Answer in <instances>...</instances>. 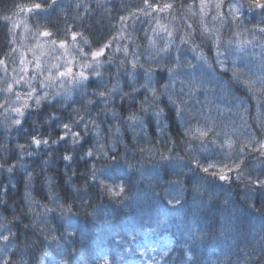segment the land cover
<instances>
[{
	"label": "snow or ice",
	"instance_id": "1",
	"mask_svg": "<svg viewBox=\"0 0 264 264\" xmlns=\"http://www.w3.org/2000/svg\"><path fill=\"white\" fill-rule=\"evenodd\" d=\"M97 5L101 6L99 0ZM84 7L88 13L94 11ZM66 11L63 0H29L0 14L7 44V50L0 47V208L8 209L10 192L17 188L14 178L21 172L26 207V212L21 208L11 215L0 214V261L11 264L12 258L19 256L20 264H28L24 257L40 242L37 234L45 241L68 240L78 234L73 206L60 202L55 177L50 174L61 161L66 183L77 174L73 165L85 162L84 189L104 176L98 162L114 160L117 155L148 184L154 179V169L167 168L168 183L177 193L167 201L169 205L180 202L186 190L184 182L195 176L192 191L200 194L198 209L219 199L212 184L242 185L247 206L259 212L256 196L264 195V0H198V4L193 0L179 6L177 0L131 4L122 0L118 11L127 15L119 16V29L110 26L106 34H98L79 13L71 20L65 16L60 27L56 21ZM24 12L36 20L34 43L26 50L11 47L17 41L9 38L22 23L28 30L26 23L12 19ZM210 12L211 27L206 21ZM161 13H167L172 21L199 16V22L195 26L183 23L182 30L171 21L164 23ZM225 27L228 36L221 32ZM189 51L191 57L186 55ZM221 77L224 82L213 86ZM233 84L243 89L244 95H235ZM161 97L175 108L186 138L183 155L169 133L167 117L157 106ZM201 97L202 118L186 126L188 102L196 98L199 103ZM252 100L256 101L255 115L249 103ZM225 113L229 115L225 117ZM149 118L155 122L157 142L164 141L163 149L156 148L148 135ZM105 124L107 127H102ZM123 129L131 131L135 147L125 142ZM141 133L151 147L140 145ZM90 136L94 137L91 143ZM129 151L133 159L139 152V166L128 158ZM26 157L40 158L39 172L29 167ZM41 175L47 187L45 203L32 196L34 181ZM76 191L80 189L76 187ZM107 192L120 199L124 188L109 184ZM228 202L225 196L223 203ZM37 207L42 211H36ZM96 211L93 207V219ZM27 214H32L31 220L23 223ZM50 217L60 222L59 227L51 226ZM105 222L111 223L107 216ZM162 222L163 218H154L147 230L154 231ZM17 224L32 236L20 240V232L13 231ZM56 231L59 236L53 235ZM161 247L164 260L175 250V242L166 240ZM45 255L49 253L42 252L41 264ZM101 260L111 264L107 255L101 254ZM60 264L68 262L61 259Z\"/></svg>",
	"mask_w": 264,
	"mask_h": 264
},
{
	"label": "clouds",
	"instance_id": "2",
	"mask_svg": "<svg viewBox=\"0 0 264 264\" xmlns=\"http://www.w3.org/2000/svg\"><path fill=\"white\" fill-rule=\"evenodd\" d=\"M208 77L211 79V73ZM164 80L165 76L161 74L160 82L163 83ZM223 82V77L218 78L213 81V86H218ZM231 86L234 90H239L236 85ZM156 103L162 114L167 117L171 131L176 133L180 151H184L186 138L182 135V129L177 122L175 108L168 103L166 97H161ZM202 104L203 99L201 98L199 103L196 98L188 102L190 110L186 111L184 116L186 126L193 125L202 118L200 112ZM153 125L155 124L149 118L148 127L153 130ZM155 129L156 125L153 131ZM185 155H187L186 152ZM129 159L132 160L133 156ZM78 165L85 167V162L80 160ZM97 166L103 167L104 176L96 185H91L79 192L76 191V182L72 180L71 183H66L67 174H61L57 167L56 173L60 180L57 187L61 193H64L63 198L68 200L72 198L73 193H76L79 198L86 196L93 201L105 198V203L120 210L121 214L127 213L126 205L135 204L139 210L150 215L163 216L166 222L161 231L175 240V250L167 259H164L165 264H264V215L261 214L264 213V195L256 196V207L260 210L258 212L247 206L243 199L245 193L242 185L214 183L211 187L219 194V199L198 209L200 194L192 191L193 182L197 178L190 176L184 182L186 190L180 202L169 205L167 201L174 199L177 193L174 186L168 183L169 170L167 168L154 169V179L151 184H148L140 180L136 171L126 167L125 160L120 155H117L114 160L106 158L98 162ZM16 184V191L10 192L11 200L8 209H3L8 215H11V211L20 209V189L18 183ZM109 184L124 188L120 199L108 195L107 186ZM37 191L43 196L42 184L38 185ZM225 196L229 200L227 205L223 203ZM178 221H183L188 226V231L183 229L178 231ZM13 231L20 232V240L25 239L26 236H32L31 232L25 233L20 224H17ZM5 235L9 234L5 233ZM39 244L40 242L35 244L24 257L28 260V264H41L36 251ZM0 264L3 262L0 261ZM11 264H20L19 256L12 258ZM100 264H105V262L100 261Z\"/></svg>",
	"mask_w": 264,
	"mask_h": 264
},
{
	"label": "trees",
	"instance_id": "3",
	"mask_svg": "<svg viewBox=\"0 0 264 264\" xmlns=\"http://www.w3.org/2000/svg\"><path fill=\"white\" fill-rule=\"evenodd\" d=\"M11 0H0L1 3L9 2ZM226 1V0H225ZM227 3V1H226ZM2 6V5H1ZM114 6V5H113ZM116 6V5H115ZM117 7H114L113 10L109 11V17L110 15L117 14ZM99 17L96 18L97 21L93 22L95 24H98L101 22V20L106 19L107 12L99 11ZM113 19V18H112ZM94 28L96 26H93ZM227 28V27H226ZM98 34H105V31L99 32L96 30ZM98 38V37H96ZM0 40H4L2 38V34H0ZM2 47V46H0ZM2 54V53H1ZM91 91V89H90ZM31 124V121H29V126ZM153 124L155 122L153 121ZM102 127L106 128L107 125H102ZM153 130L155 125L152 126ZM146 130L148 132L149 137L152 138V143L156 145V148L162 149L164 147V141L160 140L157 142L156 137H158V132L153 131L152 128H149L146 125ZM125 131V142L129 143L130 148L135 147V145L131 141L132 133L127 131L126 129H123ZM169 133L173 136L174 140L177 141L178 137L176 133L171 131V128H169ZM140 140L139 143L141 146L151 147V144L147 143V139L144 138V134H140ZM94 137L90 136L89 141L90 143L93 142ZM23 142V140H21ZM171 143L168 144L170 147ZM87 147V145H86ZM181 154L183 155V151L181 150ZM139 152L136 153V158L132 159L133 163L138 164L139 160ZM129 158L132 156V152L129 151L128 153ZM159 159V156L156 157ZM27 160V163L30 168H35L37 172H39V157H32V158H25ZM146 166L150 167L151 164H148L146 162ZM58 169H60L61 174L64 173V165L61 161L58 164ZM56 167V168H57ZM74 168H77V174L75 176H72V180L76 182V187H78L81 191L84 189V174L86 173L87 169L81 165H73ZM56 168L52 171H50V174L54 175L55 177V192L60 197V202L64 203L65 205L71 204L72 207V213L76 214L73 219V223L78 225L79 232L76 236H74L71 239L64 240L61 239L59 241H45L42 236H39L37 234V238L40 241V244L36 251L38 252V259H41L42 252H47L49 255H45L43 257V264H60V260L64 259L67 260L68 264H100L101 260V254L107 255L111 264L115 263V258H119L120 250L125 249L127 245H134L136 243L139 244H145L148 242V244L153 243V241L150 240L153 237L160 238L163 241L171 240L174 241V238L166 234L165 232L161 231V229L164 226L165 218L160 215H150L144 211H141L138 209L137 205L135 204H128L126 207L128 208V211L126 214H121L120 210L114 209L112 206L105 203V198H98L95 201L92 199H89L88 197L83 198H77L76 193H73L72 198L65 200L63 198L64 193L60 192L57 185L60 183L59 178L56 173ZM68 175H71V172L68 173ZM23 172L20 173L19 176L14 178V183H18V188L20 189V196H19V202H20V209L24 208L26 212L25 202H24V185L22 180ZM3 179V178H0ZM40 182L35 181L33 184V190H32V196L36 200H39L41 203L47 202L45 200V197L47 195V187L44 183H42L43 177L40 176L38 178ZM7 183L6 179L4 181ZM36 183H39L36 185ZM91 183V182H89ZM43 185V196H41L40 192L37 191L38 185ZM65 188H67V185H65ZM16 190L13 189V192ZM82 201L86 203H82ZM15 206V204H13ZM51 206V205H50ZM96 207V217L93 219V217L90 215L92 212V208ZM19 211V209L17 210ZM36 211H42L39 207L36 208ZM0 214L3 213V209L0 208ZM32 214H27V219L23 220V223H29L31 220ZM56 215H59L57 213ZM105 216H107L108 220L111 221V223L105 222ZM156 217L163 218V222L159 224L158 226H154V231H148L147 227L149 224L152 223L153 219ZM147 222H150L147 224ZM50 223L52 227H59V221L53 220L50 217ZM133 226H137L138 228L135 229ZM194 227V226H192ZM177 229L178 231L183 229L184 231H188V226L184 224L183 221L177 222ZM53 235L59 236V231L53 232ZM135 236V239H132V236ZM193 239H195V236H193ZM59 244V248H58ZM126 244V245H124ZM209 255H211V251H209ZM164 259H167L165 257ZM138 262V261H137ZM145 264H148V262H143ZM152 264H165V261L162 259L159 263H152Z\"/></svg>",
	"mask_w": 264,
	"mask_h": 264
},
{
	"label": "rangeland",
	"instance_id": "4",
	"mask_svg": "<svg viewBox=\"0 0 264 264\" xmlns=\"http://www.w3.org/2000/svg\"><path fill=\"white\" fill-rule=\"evenodd\" d=\"M227 1V0H226ZM225 1V2H226ZM29 0H11L9 2H5V3H1L0 4V14H3L5 12L6 9H11L13 8L14 4L17 3H28ZM122 0H99V3L101 6L98 7L97 5V0H63V4L65 6V8L67 9L66 13L62 14L61 19L59 21H56L60 27H63V18L66 16L69 20H71L73 17L76 16L77 13H79L80 17L84 18L85 23L86 24H91L92 26H96L95 29L98 30L99 32H104L105 34L108 31V28L110 26H114L115 29H119L120 27V23H119V16L120 15H127L126 12L123 11H118L120 4H121ZM124 2L126 3H134V2H139V0H124ZM191 3L193 2V0H177V6H179L180 3ZM77 3H79L81 5L80 8H76L74 7V5H76ZM195 3L198 4V0H195ZM2 5V6H1ZM85 5H87L89 8L93 9L94 11H92L91 13H88L85 11ZM114 5V6H113ZM116 5V6H115ZM71 6V7H70ZM114 7H117V14L110 15L109 17V11L113 10ZM108 9L109 11H105V9ZM99 11L103 12H107V18L104 20H101L100 23L95 24L93 22L97 21L96 18L98 19L99 17ZM183 11V9H181V12ZM9 15H11V12L8 13ZM213 13H209L208 17H206V21L209 24V27H211L212 25V21H211V15ZM155 15V13H154ZM162 17H164L165 19L163 20L164 23H168L169 21H171L177 28H182V24L183 23H192L194 26L196 24H198L199 22V16L194 17L192 19H185L184 17H180L179 19H176L174 21H172V18L170 16L167 15V13H161L160 14ZM179 15V14H177ZM89 16H91L92 18L89 19ZM113 18V19H112ZM13 20H17V21H23L24 23L27 24L28 26V30L25 31L24 28V24L22 23L20 27L16 28L13 30L12 35L9 37L11 38H15V40L17 41L16 44L11 45V47H17L18 49L23 46L24 49L26 50L27 46L31 45L34 43V40L32 39V33L35 31V24H36V20L34 17L31 16V14L29 13H19L17 16H13L12 17ZM141 19H145L144 17L141 16ZM43 21H41L42 23ZM129 24H131V20L128 21ZM3 24V21H0V25ZM9 27H11V25H9ZM137 27L139 28L140 25H137ZM143 27H148V25H143ZM128 31H131V29H128ZM221 32L225 35L228 36L230 35L229 29L228 28H222ZM6 33V29L3 28L2 26H0V34H2V38L4 39ZM115 35V32L113 33ZM140 36H143V32L139 33ZM121 43H127V40H121ZM197 42H199V39L197 40ZM0 46L5 47V50H7V44L5 39L4 40H0ZM207 51V50H206ZM186 55L191 57L192 53L186 52ZM30 56V53H29ZM0 58H3V55L0 53ZM13 67V65H9V74L11 75V68ZM114 71V69H113ZM230 75V73H229ZM105 79H108V77L106 76ZM235 95L237 96H241L244 95V90L243 89H239L234 90ZM201 99H203V97H201ZM251 104V111H252V115H255V107H256V101L252 100L249 102ZM229 114L225 113V117H227ZM233 119H237L236 117H232ZM226 122V121H225ZM252 121L249 120V123H251ZM131 132V131H129ZM169 147V146H168ZM170 147H172V143L170 145ZM163 149V148H162ZM66 179V177H65ZM37 182H40V180H36ZM35 182V181H34ZM39 183H36V185ZM150 222H147V224ZM133 228L137 229V226H133ZM151 241H153V243L148 244H139L136 243L134 245H127L125 247V249L120 250V255L119 258H115V263L116 264H145L143 262H148V264H152L153 262H160L161 259V252H162V244H163V240L160 238H155L153 237L152 239L150 238ZM126 245V244H124ZM138 261V262H137Z\"/></svg>",
	"mask_w": 264,
	"mask_h": 264
}]
</instances>
